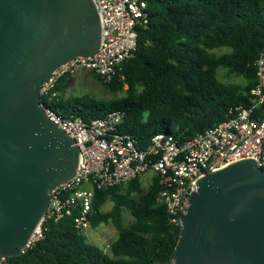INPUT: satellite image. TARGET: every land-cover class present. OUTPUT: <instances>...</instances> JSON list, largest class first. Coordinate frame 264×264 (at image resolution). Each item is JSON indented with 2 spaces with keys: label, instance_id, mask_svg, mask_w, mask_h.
<instances>
[{
  "label": "trees",
  "instance_id": "16d2710c",
  "mask_svg": "<svg viewBox=\"0 0 264 264\" xmlns=\"http://www.w3.org/2000/svg\"><path fill=\"white\" fill-rule=\"evenodd\" d=\"M145 1L148 23L136 27L133 56L109 82L95 75L122 96L108 101L88 95L66 98L69 74L41 94L46 107L85 120L122 111L117 130L140 148L156 133L185 141L224 120L230 108L248 105L254 61L264 50V0ZM219 49L226 51L217 54ZM218 69L244 83L221 81ZM256 114L264 116V105ZM157 192L155 174L145 192L139 177L126 186L94 190L90 225L111 223L116 230L108 252L88 242L64 217L44 223L41 238L2 264H172L181 226L170 222ZM106 200L112 206L101 212ZM124 210L133 218L129 225L123 223Z\"/></svg>",
  "mask_w": 264,
  "mask_h": 264
},
{
  "label": "water",
  "instance_id": "95a60500",
  "mask_svg": "<svg viewBox=\"0 0 264 264\" xmlns=\"http://www.w3.org/2000/svg\"><path fill=\"white\" fill-rule=\"evenodd\" d=\"M92 0H0V264L24 252L79 148L47 115L52 72L100 44ZM172 264H264V170L232 162L195 182Z\"/></svg>",
  "mask_w": 264,
  "mask_h": 264
},
{
  "label": "built area",
  "instance_id": "2783aa9c",
  "mask_svg": "<svg viewBox=\"0 0 264 264\" xmlns=\"http://www.w3.org/2000/svg\"><path fill=\"white\" fill-rule=\"evenodd\" d=\"M100 23V44L92 56H76L52 72L40 96L64 74L89 71L109 82L120 64L133 56L138 26L148 23L145 0H92ZM255 83L249 90V104L228 110L216 125L179 142L156 133L149 144L138 147L126 133L117 130L124 113L110 111L85 120L63 117L47 107L48 117L67 130L79 148L73 176L49 193L48 206L27 247L43 235V224L69 217L83 234L90 226L95 189L126 186L142 173L158 177L156 200L163 204L169 220L181 226L180 217L194 182L205 173L232 162L252 158L264 170V116L256 112L264 105V50L254 61ZM88 184V188H81ZM26 247V248H27ZM25 248V249H26ZM107 252V248H101Z\"/></svg>",
  "mask_w": 264,
  "mask_h": 264
},
{
  "label": "rangeland",
  "instance_id": "374dc122",
  "mask_svg": "<svg viewBox=\"0 0 264 264\" xmlns=\"http://www.w3.org/2000/svg\"><path fill=\"white\" fill-rule=\"evenodd\" d=\"M226 51V49L215 50L217 54ZM218 78L223 82H233V83H244V79L241 77H237L235 75H227L224 69H218ZM67 90L65 91V97L69 98L70 96H80V95H88L94 99H101L108 101L113 98H117L122 96L124 92L110 91L103 83L102 80L97 78L89 71H79L74 75H70L67 82ZM49 105L51 104L49 100H47ZM63 117H67V115H63L58 113ZM154 173L151 171H146L142 173L139 177V186L141 190L145 192L149 187L152 177ZM88 184H83L81 188H88ZM112 206V202L110 200H106L101 205V212H106ZM123 223L125 225H129L133 218L128 210H124L123 213ZM85 239L88 242H91L100 248H107V245L116 237V230L111 223H100L97 226H89L88 229L83 233ZM108 252V250H107Z\"/></svg>",
  "mask_w": 264,
  "mask_h": 264
}]
</instances>
